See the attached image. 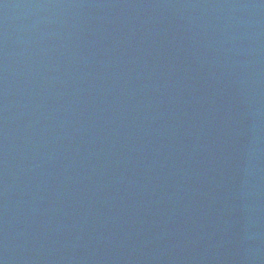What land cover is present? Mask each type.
Instances as JSON below:
<instances>
[{
	"label": "water",
	"instance_id": "95a60500",
	"mask_svg": "<svg viewBox=\"0 0 264 264\" xmlns=\"http://www.w3.org/2000/svg\"><path fill=\"white\" fill-rule=\"evenodd\" d=\"M0 264H264V0H0Z\"/></svg>",
	"mask_w": 264,
	"mask_h": 264
}]
</instances>
